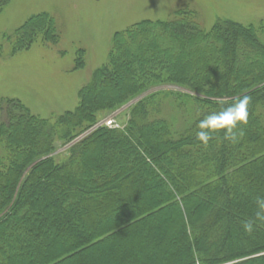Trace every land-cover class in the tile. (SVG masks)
Wrapping results in <instances>:
<instances>
[{"label": "trees", "instance_id": "1", "mask_svg": "<svg viewBox=\"0 0 264 264\" xmlns=\"http://www.w3.org/2000/svg\"><path fill=\"white\" fill-rule=\"evenodd\" d=\"M37 36L58 42L53 17L28 18L11 54ZM244 95V135L201 145L199 121ZM77 96L53 121L0 103V264H264V224L242 227L264 196V20L206 31L185 8L138 21ZM136 98L125 124L55 154Z\"/></svg>", "mask_w": 264, "mask_h": 264}, {"label": "rangeland", "instance_id": "2", "mask_svg": "<svg viewBox=\"0 0 264 264\" xmlns=\"http://www.w3.org/2000/svg\"><path fill=\"white\" fill-rule=\"evenodd\" d=\"M185 8L198 11L206 31L217 19L244 25L264 20V0H9L0 11V103L18 100L31 114L53 121L76 107L78 90L106 64L115 32L141 20H167ZM41 13L54 18L58 42L45 43L37 36L29 48L11 54L7 37ZM79 57L83 65L76 68ZM135 100L102 113L99 122L112 117L116 125L125 124ZM64 147L58 144L55 154Z\"/></svg>", "mask_w": 264, "mask_h": 264}, {"label": "clouds", "instance_id": "3", "mask_svg": "<svg viewBox=\"0 0 264 264\" xmlns=\"http://www.w3.org/2000/svg\"><path fill=\"white\" fill-rule=\"evenodd\" d=\"M250 103L251 97L244 95L237 97L231 105L220 111L206 115L197 124L196 139L207 147L213 137L222 132L224 139L232 143L237 142L238 138L244 135L243 128L248 123ZM254 203L256 206L254 219L242 225L243 230L248 234H251L257 226L264 224V196L255 197Z\"/></svg>", "mask_w": 264, "mask_h": 264}, {"label": "water", "instance_id": "4", "mask_svg": "<svg viewBox=\"0 0 264 264\" xmlns=\"http://www.w3.org/2000/svg\"><path fill=\"white\" fill-rule=\"evenodd\" d=\"M143 96V95H142ZM138 98H136L135 101H137ZM134 101V102H135ZM101 123H98L97 125H95L94 127H92L90 130L86 131L85 133H83L82 135H80L79 137H77L76 139H74L72 142H70L68 145H66L64 147V149L69 148L71 145H73L75 142L79 141L80 139H82L84 136H86L89 132H91L94 128H96L97 126H99Z\"/></svg>", "mask_w": 264, "mask_h": 264}, {"label": "built area", "instance_id": "5", "mask_svg": "<svg viewBox=\"0 0 264 264\" xmlns=\"http://www.w3.org/2000/svg\"><path fill=\"white\" fill-rule=\"evenodd\" d=\"M105 125L108 126V127H114L112 120L106 121Z\"/></svg>", "mask_w": 264, "mask_h": 264}]
</instances>
